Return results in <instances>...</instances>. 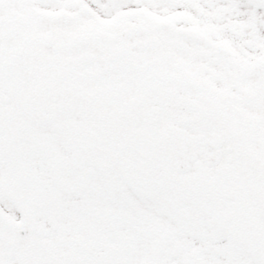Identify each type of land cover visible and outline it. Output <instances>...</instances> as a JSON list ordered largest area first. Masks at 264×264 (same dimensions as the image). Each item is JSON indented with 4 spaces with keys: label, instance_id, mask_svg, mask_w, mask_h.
<instances>
[{
    "label": "snow or ice",
    "instance_id": "snow-or-ice-1",
    "mask_svg": "<svg viewBox=\"0 0 264 264\" xmlns=\"http://www.w3.org/2000/svg\"><path fill=\"white\" fill-rule=\"evenodd\" d=\"M0 264H264V0H0Z\"/></svg>",
    "mask_w": 264,
    "mask_h": 264
}]
</instances>
